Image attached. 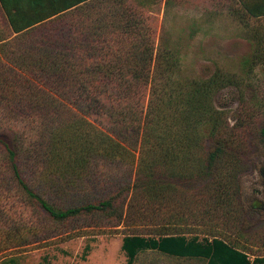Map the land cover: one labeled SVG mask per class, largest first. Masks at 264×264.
<instances>
[{
    "label": "trees",
    "instance_id": "16d2710c",
    "mask_svg": "<svg viewBox=\"0 0 264 264\" xmlns=\"http://www.w3.org/2000/svg\"><path fill=\"white\" fill-rule=\"evenodd\" d=\"M238 1L246 18H264ZM253 36L246 75L182 79L143 1L0 0V258L70 223L76 236L123 225L129 259L197 255L204 242L213 264L221 241L228 261L264 255V221L243 231L253 214L239 184L240 157L254 140L264 146V96L242 94L258 64L264 72V32ZM230 86L242 91L233 122L214 105ZM135 152L134 180L95 169ZM10 195L26 217L10 212Z\"/></svg>",
    "mask_w": 264,
    "mask_h": 264
},
{
    "label": "rangeland",
    "instance_id": "374dc122",
    "mask_svg": "<svg viewBox=\"0 0 264 264\" xmlns=\"http://www.w3.org/2000/svg\"><path fill=\"white\" fill-rule=\"evenodd\" d=\"M136 1L144 2L155 26L156 45L163 43L167 49L177 52L179 60L177 74L182 79H206L219 70L234 76L246 75L244 65L250 64L245 61L251 56L255 47L253 32L257 31L260 34L264 32V18H259L257 22L253 18H246L247 12L242 9L241 2L238 0ZM242 1L250 6L260 5L259 7L264 9V0ZM247 78V85L242 88L243 93L241 91L243 96L258 99L264 96L263 66L258 64ZM256 85H258L257 89ZM241 93L236 87L230 86L221 89L214 96V105L227 112L230 122L235 118ZM92 123L96 128H100L99 121ZM90 138L92 141H97L92 133ZM134 155L135 158L132 160V155L126 154L122 160H116L115 164L100 160L95 169L115 173L119 179L130 175L131 180H134L137 152ZM240 159L245 166V171L239 176L240 197L244 210L253 214V217L247 218L244 222L243 231L247 233L252 227L264 221L263 144L259 140L252 141L250 151L243 154ZM97 177V182L94 183L98 184V187L108 182L107 176L100 172ZM7 202L11 213L22 218L26 217L27 207L15 196H8ZM76 226L73 223L58 225L62 234L34 248L0 258V264H209L210 261L211 244L206 245L204 242L203 245L198 242L201 246L196 247L197 255H171L158 250L144 249L137 250L135 256L129 259L122 241L126 232L123 225L98 234L89 230L87 234L81 236L74 234ZM153 237L158 239V236ZM212 246L220 250V253L215 250L214 256L223 259V264L240 263L235 259L227 260V254L232 253V250L226 247L224 242ZM260 253H264V250ZM218 258L213 264H218ZM249 259L248 264H264V255L257 259L249 255Z\"/></svg>",
    "mask_w": 264,
    "mask_h": 264
}]
</instances>
